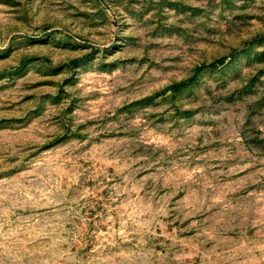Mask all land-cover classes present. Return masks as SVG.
Here are the masks:
<instances>
[{"label": "rangeland", "instance_id": "obj_1", "mask_svg": "<svg viewBox=\"0 0 264 264\" xmlns=\"http://www.w3.org/2000/svg\"><path fill=\"white\" fill-rule=\"evenodd\" d=\"M0 264H264V0H0Z\"/></svg>", "mask_w": 264, "mask_h": 264}]
</instances>
